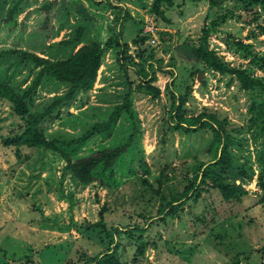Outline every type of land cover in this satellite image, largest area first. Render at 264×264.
I'll list each match as a JSON object with an SVG mask.
<instances>
[{
  "label": "rangeland",
  "instance_id": "obj_1",
  "mask_svg": "<svg viewBox=\"0 0 264 264\" xmlns=\"http://www.w3.org/2000/svg\"><path fill=\"white\" fill-rule=\"evenodd\" d=\"M97 1L101 4L94 0H0V81L16 88L31 85L40 68L21 61L23 52L47 57L50 44L71 38L76 28L86 26L89 40L99 41L107 49L94 88L61 104L43 124L50 139L81 134L85 127L103 119L108 104L121 103L128 91L121 83L129 81L127 73L118 63V48L114 46L121 11L114 7L126 6L131 19L124 23L123 39L129 44V60L142 65L153 51L163 59L159 78L154 82L161 96L144 95L135 85L129 93L143 130L138 144L144 151L143 162H138L137 153L133 156L135 162L131 159L138 175L157 186L161 172L168 171L170 179L162 190L169 197L189 183L185 177L193 175V166L214 155L209 150V130L168 129L165 117L171 101L166 85L173 82L179 94L190 93L187 114L197 115L208 107L220 118L231 120V126H238L231 147L236 168L225 175L227 181L243 186L249 194L240 203L225 202L218 190L204 192L198 200L190 196L174 217L163 220L157 215L159 197L154 195L147 204L137 197L141 182L128 173L130 168L125 163L119 166L117 177L122 183L116 190L99 182L82 187L54 152L22 146L17 156L16 147L6 146L0 139V264H83V254L92 255L101 248L80 227L97 223L106 203L111 206L105 212L108 225L130 222L134 208L139 211L146 206L153 210L154 221L145 233L149 243L143 264L264 263V191L257 180L264 168V130L248 125L249 109L264 101V93L241 89L231 74L207 69L203 61L191 57L190 49L202 44L206 29L209 49L231 66L246 69L254 77H264V35L258 33V25H264V6L252 0H219L217 6L209 0H176L172 7L162 6L163 19L153 10L154 0H112L113 6ZM17 2V20L7 22L8 10ZM46 5L51 8L45 9ZM213 21L219 24L212 25ZM152 22L158 27L155 36L145 44L136 43ZM252 32L258 36L249 38ZM154 37L157 42L151 45ZM239 41L253 47L249 51L240 48ZM143 48L148 49L146 54ZM55 50L59 55L52 59L65 58L71 51L63 53L59 47ZM129 75L139 82L132 70ZM67 88L47 77L35 91V103L44 104ZM93 107L103 108L96 111ZM21 123L9 105L0 102V133L8 135ZM104 140L101 136L92 138L82 153L97 149ZM90 234L97 241V234ZM125 242L124 258L132 260L136 248L134 243Z\"/></svg>",
  "mask_w": 264,
  "mask_h": 264
},
{
  "label": "trees",
  "instance_id": "obj_2",
  "mask_svg": "<svg viewBox=\"0 0 264 264\" xmlns=\"http://www.w3.org/2000/svg\"><path fill=\"white\" fill-rule=\"evenodd\" d=\"M104 1L110 5L113 4L112 0ZM209 1L214 6L220 4L219 0ZM94 2L101 4L97 0H94ZM254 2L264 6V0H252V3ZM19 3L17 2L13 8L8 10L7 22L11 23L17 20V13L20 10ZM175 3L176 0H154L152 7L157 17L165 19V12L162 6L167 4L172 7ZM50 8L51 6L49 5L45 7V9ZM114 8H120L121 10L117 15L119 27L114 46L118 48V63L125 69L127 73L126 79L129 80L121 82L124 85L126 84L128 88V91L124 93L125 99L121 103L116 102L106 105L107 107L104 111L106 114L103 119L91 123L89 127H85L83 132L77 136L67 134L62 138L54 137L50 139L43 129L45 121L52 118L54 111L61 104L72 100L79 92H89L94 88L97 81L107 49L101 42L89 40L87 37L88 28L81 26L75 29L76 32L71 38L50 44L47 57L26 51L23 52L20 58L21 61H30L40 68L31 85L24 88H16L9 82L0 81V102L8 104L12 113L17 115L22 121L20 127L11 131L8 135L0 133L1 141L6 146L14 145L17 156H20L22 146L54 152L66 162V168L71 172L73 179L82 187L99 182L107 189L114 188L116 190L122 183L120 178L117 177V174L121 172L119 166L122 165L123 167V163H125V166L128 165L130 168L128 173H131L132 177L136 176V181L140 180L141 182L142 186L138 190L137 197L143 199L144 202L147 201L145 202L146 204L151 202L154 195L159 197L157 215L163 220L168 216L174 217L190 196L198 200L204 192L207 193L210 190H218L225 202H242L243 198L249 194V191L235 182L227 181L225 175L229 170L236 168V155L231 147L235 142L238 126H231V120L220 118L217 112L209 111L208 107H205L197 115L187 114L186 104L190 93L179 94L175 91L173 82H169L166 85L171 101L165 117L168 129L171 132L209 130L212 136L209 150L210 152L214 151V155L210 160H201L200 163L193 166V175L185 177L187 181L189 180V183L185 185L182 191H176L169 197L162 190L170 179L168 171L161 172L156 180L157 186L150 182L147 177L138 175L135 163L132 165L131 159L137 153L138 162H143L144 151L138 145L143 130L139 125L137 112L131 106L129 93L135 85L137 91L144 95H149L152 98L160 97L162 91L154 85V82L159 78L158 71L161 70L163 59L158 58L155 51H153L147 54L142 65L135 63L132 59L129 60V44L124 41L123 32L124 23L131 19V15L127 12L126 6ZM220 19L224 21V17H220ZM218 24L219 21H213L212 23V25ZM204 30L205 33L203 32V37H201L202 44L190 47L192 50L191 57L203 61L207 69L209 68L221 74H231L232 80L236 79L239 81L241 89L251 91L259 89V91L264 93V77H254L246 69L231 66L224 61V58L218 55L215 50L209 49L207 46L208 31ZM258 30L260 35H264L263 24L258 25ZM150 36L151 34L148 32L140 34L136 43L141 41V43L145 44ZM248 36L249 38H256L258 35L252 32ZM82 43L83 45L74 52V49ZM237 45L248 51L253 47L243 41H239ZM56 47L61 48L63 53L66 52V49H71L70 54L65 55V58L52 59L59 55V52L55 50ZM142 51L146 54L148 49L143 48ZM11 52L17 54V51ZM262 67L264 68V63ZM130 70L135 73L139 82L132 80L129 75ZM195 74L196 71L192 73L193 78ZM47 77L68 85V88L65 92L55 95L49 101L40 105L35 103L34 94ZM93 108H95L93 110L99 111L103 107ZM249 114L248 125L257 126L264 130V101L252 104ZM76 119L81 121L80 117H76ZM129 121L131 122L130 125L128 124ZM72 126L75 129L77 128L74 125ZM96 136H101L105 139L104 142L97 149L89 153H82L81 149L83 146ZM133 162H135L134 159ZM145 169L147 174H150L151 170L148 163H145ZM257 180L264 191V168L258 174ZM263 202L264 195L262 197ZM110 208L111 206L106 203L100 212L101 218L97 223L86 228L80 227L81 230L87 232L88 239L94 241L101 248L95 254H83V264H143V258L149 243L145 233L154 221L155 214L153 210L151 208L148 209L146 206H142L139 211L134 208V214L130 216V222H117L108 225L105 212L110 210ZM91 232L97 234V241L94 240L96 238L91 236ZM125 241L128 244L134 243L133 246L136 248L132 260L124 258L123 249H126L127 244Z\"/></svg>",
  "mask_w": 264,
  "mask_h": 264
},
{
  "label": "built area",
  "instance_id": "obj_3",
  "mask_svg": "<svg viewBox=\"0 0 264 264\" xmlns=\"http://www.w3.org/2000/svg\"><path fill=\"white\" fill-rule=\"evenodd\" d=\"M157 30H158V27L154 24V22L150 23V26L146 29V31L151 34V38L152 36H155L154 34L157 32ZM150 42L152 44H155L157 41L154 37L153 39L150 40Z\"/></svg>",
  "mask_w": 264,
  "mask_h": 264
}]
</instances>
